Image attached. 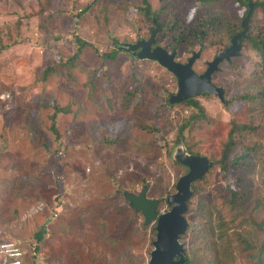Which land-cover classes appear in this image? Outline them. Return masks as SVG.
I'll list each match as a JSON object with an SVG mask.
<instances>
[{"label":"rangeland","instance_id":"374dc122","mask_svg":"<svg viewBox=\"0 0 264 264\" xmlns=\"http://www.w3.org/2000/svg\"><path fill=\"white\" fill-rule=\"evenodd\" d=\"M149 4L163 28L142 15L141 0H0V241L22 246V264H147L155 222L143 224L123 192L145 186L146 196L159 201L157 211L168 210L165 198L187 170L173 157L178 147L213 161L187 202L185 253L252 264L232 233L248 228L244 210L255 198L263 201L264 218V101L240 97L255 91L258 54L243 41L236 56L219 62L211 81L224 89L226 102L195 96L204 111L197 119L192 105L168 102L177 89L173 73L116 47L146 39L158 26L155 42L169 52L174 47L177 61L199 52L193 69L200 73L223 50L226 28L203 42L178 32L206 13H220L226 25L237 22L240 31L246 6L235 0ZM254 17L264 23V11L256 9ZM76 36L87 43L77 58L54 64L76 53ZM113 48L116 55L104 57ZM48 64L58 70L45 77ZM124 87L133 91L127 103ZM233 122L252 126L239 134L257 152L241 169L226 171L217 160ZM230 188L246 191L237 209H230Z\"/></svg>","mask_w":264,"mask_h":264},{"label":"water","instance_id":"95a60500","mask_svg":"<svg viewBox=\"0 0 264 264\" xmlns=\"http://www.w3.org/2000/svg\"><path fill=\"white\" fill-rule=\"evenodd\" d=\"M253 9V3L248 1V10L241 22V30L236 32L223 51L218 52L212 60L206 62L203 72L197 73L193 69L199 52H194L186 62L176 60V51H168L155 42V34L158 26L153 28L146 39H138L130 43H122L118 48L130 51L140 59H151L157 61L161 66L173 73L177 81V89L168 97V102L174 104L187 98L214 94L223 103L224 89L211 81V75L218 68L219 62L228 60L238 54L241 47L240 38L246 36L248 20ZM153 21H155L153 17ZM174 159L187 168V171L179 176L175 183V192L168 194L165 198L170 206L164 212H158V199L146 196V187L143 186L139 193L124 191V198L135 211L140 212L144 218L143 224L148 225L155 222V239L152 241L153 248L150 251L147 264H185L184 247L180 238L187 229V220L184 214L187 211V201L192 195L191 184L200 179L212 161L204 155L188 153L183 148L176 149Z\"/></svg>","mask_w":264,"mask_h":264},{"label":"trees","instance_id":"16d2710c","mask_svg":"<svg viewBox=\"0 0 264 264\" xmlns=\"http://www.w3.org/2000/svg\"><path fill=\"white\" fill-rule=\"evenodd\" d=\"M200 1L209 4L216 2L217 0H200ZM235 1L238 4L245 5L246 9L248 10V1L250 0H235ZM252 3H253V9L248 20V25H247L248 28L246 31V36L240 38L239 41L241 42V44L243 41H247V43L250 44V47L254 51H256L259 57L260 69L258 73L256 70V74L253 75L254 85H256L255 91L252 94L243 93L242 95H240V97L243 100H246L247 102L252 101L253 99H258V102H262L264 101V23L254 17V12L256 9L260 11H264V0H256ZM138 8L143 16H146L152 23H156L161 28H163L162 24L158 20L159 12L151 11L149 0H141V5ZM86 9L87 7L84 8V10ZM153 17L155 19V22L153 21ZM254 20H257L256 23ZM227 24L229 25H226L224 23L223 16L220 13L197 14L191 19V21L188 20L185 26L178 32V35L180 36L181 39L190 38L196 42H203L208 37L213 39L217 34L223 32L224 29L226 28L225 34L228 38V41L225 43L224 46L225 48L230 44L232 36L236 32H238L237 30H235L237 26V22L231 21L228 22ZM168 25H169L168 27H170L171 24L169 23ZM178 29L179 27L178 25H176V31ZM75 42L77 46L76 53L72 57H70L68 61L62 62L60 60L57 63L54 62V64L56 65L59 64V66L62 65L65 66L67 62L69 63L73 59L77 58V54L80 53L81 48L84 47L87 43L77 36L75 37ZM114 43L116 44L117 41H114ZM116 47H118V45ZM116 51H117L116 48H113L110 52L105 53L104 57L113 58L116 55ZM56 70H58V68L48 64L46 66V69L44 70L45 77L51 71H56ZM132 94L133 91H130L128 87H124L123 99L124 97L127 98L126 100L124 99L125 103L129 102ZM184 102L196 108L197 115L194 116L195 118L198 119L199 117L204 115V111L202 107L199 105L198 101L195 99V96L185 99ZM57 110L59 109L57 108ZM55 114L56 113L52 115L51 130L53 131V133L57 134L58 131L55 128V124L53 120ZM190 120L191 117H189L185 121V123H183L179 127V135L182 134L183 129L187 126V124L190 123ZM247 129H252V126L245 123H234V122L232 123V127L230 128L227 139L224 143L222 157L219 160H217V162L221 164L223 170L231 171V170L241 169L243 166H245L248 163V161L251 160L253 154L257 152V147H256L257 145L255 143H242L243 141L240 139L241 136L239 132L241 130H247ZM237 145H241L238 148V153L235 156H233L231 159H229V153L233 151V149ZM200 180L201 178L192 182L191 184L192 194H196L199 192L200 186L198 183ZM245 195H246V191L244 189L239 190V189L230 188L229 203L232 206L230 207V209H237L238 207H240V205H242ZM262 204L263 201L261 198H257V199L255 198L250 208L249 209L246 208L244 210V214H245L244 221L247 223L248 228L244 230L243 234L239 232L232 233L233 235L232 239L236 240V242L239 243L240 245L239 249L245 252L244 253L245 256L248 258L250 262H252V264H264V218L259 217V209H261ZM42 234H43L42 230L38 231L35 234V238L37 241L42 239ZM256 237H259V241H256L257 240ZM205 250H210V249L205 247ZM207 252L208 251H206L203 256H200L198 258H193L184 251L185 264L224 263V261L219 256H217V254L214 253L213 255H210Z\"/></svg>","mask_w":264,"mask_h":264},{"label":"built area","instance_id":"2783aa9c","mask_svg":"<svg viewBox=\"0 0 264 264\" xmlns=\"http://www.w3.org/2000/svg\"><path fill=\"white\" fill-rule=\"evenodd\" d=\"M24 251L15 240L4 239L0 241V264H22Z\"/></svg>","mask_w":264,"mask_h":264},{"label":"crops","instance_id":"0c3cea01","mask_svg":"<svg viewBox=\"0 0 264 264\" xmlns=\"http://www.w3.org/2000/svg\"><path fill=\"white\" fill-rule=\"evenodd\" d=\"M25 256V255H24Z\"/></svg>","mask_w":264,"mask_h":264}]
</instances>
